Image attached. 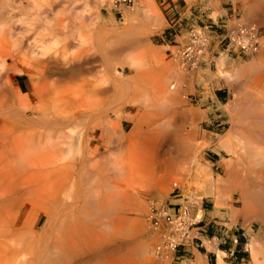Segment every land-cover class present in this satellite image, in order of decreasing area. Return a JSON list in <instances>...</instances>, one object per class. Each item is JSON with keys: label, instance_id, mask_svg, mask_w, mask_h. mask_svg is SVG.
<instances>
[{"label": "rangeland", "instance_id": "374dc122", "mask_svg": "<svg viewBox=\"0 0 264 264\" xmlns=\"http://www.w3.org/2000/svg\"><path fill=\"white\" fill-rule=\"evenodd\" d=\"M2 1L4 2L6 0ZM7 1L9 5L5 6L6 8L3 7L2 9V7H0V9H2L0 10V26L3 27L4 25L5 28L3 27V29L5 30L7 28H9V30L13 29V32H11L13 34L9 35L18 37L23 41V50L24 48H27V51L26 49L24 50V52H26L27 54L31 55L32 52L33 54H35L39 52V50H41V47L45 45V43L47 45V58L45 56V59H48L47 61L44 60V57L40 61L39 57L41 56L38 57L37 55H32L33 57L37 56L38 58H33L32 61H37L33 62L35 63L34 65H32L33 63H31V66L34 67V69H37V73L32 68L31 70L29 69L30 63L28 64V62L31 61L32 58L29 59L27 64H24V66L20 63L12 67L14 71L16 70L14 69V67H17V69H21L23 67L22 71L24 70V73L22 71H18V73L20 72L19 74H12L14 71H11V68L9 70L12 73H10V71H6L10 74L6 72L4 73L6 74L4 77L6 79L3 80H6L8 81V83H10L17 97H21V99L23 100L27 98L25 101H28L31 106H36L37 103L43 104L44 102L41 103L40 101H46L43 105H46V103H48V112L51 113L52 111L57 112L63 110L62 108H64V98L67 95V92H65L63 87L60 86L61 84L58 83L57 79H59V74L61 73H64L61 74V76L64 75V77L69 75L70 68H72L71 66H73L74 60L76 61L75 63H77L78 61L84 62V54L86 48H94L95 53L93 52V58L90 57V60H85H92L90 62L92 70L88 72L90 73V76L87 75V72H85L87 79L86 77L84 79H81L83 76H85L84 74L77 78V80L80 82L76 80L75 83L78 82L79 85L83 82V84H86L87 82L94 80V76H92L94 73L95 77L97 75V79L102 78V75L107 73V71L109 69H112L114 66L115 68L121 69V72L125 78L133 76L134 73L123 62L124 56L127 54L132 53L131 55L134 58L137 54L138 56L140 54L139 57L136 56V59H143L142 62L146 65L143 70L144 72L141 75L142 77L140 76L139 79H137L135 82H132L133 84L130 83L131 87H129L130 90L128 93V99L126 103L127 105H121V102H116L113 109L109 110L110 112L107 118L109 124L108 122L107 124H101L99 126V130L95 133L98 136L95 139H91L93 146L97 148V154L95 155L94 161H96L98 164L95 174L96 176L92 179L93 182L96 180H101L103 182H105L106 180L111 181L112 179L116 180V178L117 180H119L118 175L115 176V173L113 171H109L113 165L112 162L118 158L119 161H121L119 162V164L121 163L120 165L125 168V172L122 173L124 179L122 180V183L124 185L123 189L121 191H116L113 188H109L104 191L102 190V194L100 195L101 200L99 198L96 199V201L95 199L89 200L88 205H86L87 207L84 206L85 208H88V206H91L93 208H89L90 214L92 210L91 215H93V217H91V219L89 220L82 218L84 212L82 211L83 207L80 203L74 205L73 207L75 210H77V208L79 207L77 212H73L72 208L69 212H67L65 216V218L67 219L64 218L62 225L63 227L58 230L60 228L58 227V223L55 226L56 231H59V234H61L62 241L60 242L64 246L63 251L62 253H59V240L51 237V263L56 262L57 257L59 256L64 258V260L69 263H76L80 236H78L75 231L77 230L76 225L80 221L78 219L82 218L83 220L81 219V222H85L86 220V222L89 224H92V222L93 224H99V222H101L95 230L96 240L108 241V243L110 242L109 244L113 243L112 245H119L121 242H125L129 246L128 249L131 247H133L131 249H134V246L136 247L137 245H140L139 247H136L137 249L135 248L134 250H128L127 255L129 256H139L141 259L147 258L148 256L140 254L141 251L147 248V250L143 251V253H147L148 250L149 251L147 255L155 252L157 254V256H155V261L161 260V258L158 256L159 254L160 256H167L169 259V264H195L197 260L195 261L191 258V241H189V243H187V246L185 247L188 253H186L183 258L177 256V253L172 254L173 252L168 249L164 252L159 251L161 249L162 241L160 239V236L152 231L147 220L148 200L153 199L157 202L176 203L178 206L186 204L188 205L191 213L197 212L198 214L202 213L201 207H206L209 209L214 208L215 210L230 209L232 218L231 223H228L227 227L229 229H233L236 226L240 225L246 230L248 234V252L243 255L245 259L242 263L239 261L230 263L229 257H225L224 263L253 264L249 251L251 245L250 242H252L253 240H258L262 243V248H264V221L262 222L260 219L256 218V216L253 215L245 217L241 213H239V211L242 209L241 199L239 198L237 192H234L232 194L228 193L226 179L229 176L228 171H230L231 169L235 172L234 175L237 174V177L232 175V179L235 178V180L241 176L239 175L242 172L240 170L244 169L242 173H244L246 168L256 171L255 173L251 170L252 174H250V176L254 179V181L253 179L252 181L249 179L248 182L250 181V184H252L251 182H253L252 191L257 194H255V196L263 198L264 180L261 179L264 178V176H262L264 166H262L263 168L260 167V169L258 170V167L260 165L256 166V162L254 161V159H244L246 156L244 155L243 157V155L240 153L236 155L237 157L232 156L231 154L227 153L226 150L220 148L219 143L222 140L221 137H224L231 130V123L229 121L228 114L229 103L236 100L238 109L240 111L239 118L240 120H242V123L238 124V126H241H237V129L243 134L244 137H246L249 142L250 148L252 147V150L254 148L256 153L261 152V157H264V90L262 91L260 89L261 87H264V77L262 79V82L258 86L253 87L254 85H257L252 80V78H254L255 76L253 73L255 72L246 73L247 71L243 70L245 73L243 71L241 72L243 73L242 78L240 73L239 75H236L237 77L230 80L217 74L216 60L218 57L215 58V60L212 62V65H210L208 63L209 57L205 54L203 56V64L206 65V68H202V64H200L197 68L190 69L186 64L183 63V60L180 56L181 48H170V53L165 52L163 50L164 47L161 45L162 42L158 39V36L162 33L167 24V14L166 10L164 9L165 5L161 4V0H151L153 6L156 8L158 14H160V17L163 20V23L159 26L160 28H157L152 32L149 28V31L147 30V25L151 23L150 18L146 19L145 21L143 20L144 17L142 12L134 13L132 11L137 3L129 7H122L120 11H117L114 7L115 0ZM10 2H12L13 4L11 5ZM6 3L7 2H4V4L1 6L6 5ZM175 5L177 6V8H187L191 5H196L199 7V9L203 10V21L213 23L211 24L213 27H209L210 30L208 32L210 33L211 40L214 41H217V39H215L217 37L215 34L216 32L214 26H219L222 23H226L228 26L249 23L257 24V26L259 27V37L261 42L259 51L256 54H235L229 55V58L226 57L225 65L223 66V72L225 76L234 75L235 70H237L238 68L241 69L242 65L251 64L252 61L259 62V57L264 50V23H259L257 19V21H255V19H253L254 21L252 19L248 20L247 17L243 16L241 7L235 8L230 0H216V4L215 0H175ZM246 5L251 4L248 3ZM139 6L141 10L144 8L143 4H139ZM7 7L9 9H7ZM140 14H142V16ZM218 14L219 18H217ZM9 30L7 29V33H10L8 32ZM218 31L220 30H217V32ZM80 34L83 38L85 37V39L88 38L89 35V38L87 40L90 39L88 42H92L83 46L78 45L77 38L81 36ZM27 38H29L30 40L27 41ZM93 40H96L98 42H94ZM38 42L42 43L40 44L42 46H38ZM213 43H211V48H214ZM26 44L27 47L25 46ZM74 54L75 57H72L73 59L70 58ZM51 55L53 56L51 57ZM141 55L143 58H140ZM48 56L50 58H48ZM77 57H81L80 60H76L75 58ZM53 58L56 59L55 61H60L62 64H58V62L54 63ZM42 61H44V63ZM45 61L46 64H48L46 68L45 66L42 68L41 64L43 63V66L45 64ZM7 62L10 61L7 60ZM66 62H68V64L64 66ZM38 64L39 66H37ZM62 65L64 67H70H66L65 69H63ZM25 66L29 67L26 68ZM48 66H50V68ZM58 66H60L61 68ZM24 68L26 70H30L29 73L28 71L26 72ZM44 68L45 73L47 70V77L44 73L42 74V72H44ZM52 68L53 70H51ZM55 68L57 70L59 68L58 73ZM93 69L95 71L93 72V74H91ZM16 72L17 71H15L14 73ZM203 73L207 76V81H204L203 92H200L201 95H199L200 93H197L195 91V86L197 84H200ZM27 74H31L33 76H35L34 74L38 76L41 74L40 77H35V79H41L40 81L37 80L34 84V77H30L29 75L28 79ZM50 74H52V78L57 75L58 78H55V80L57 81L55 83H57L58 86H56L57 84H55V86L61 87L57 91L56 89L58 88L55 89V95L53 94L52 90V88H55L54 84L52 88H50L52 85L48 86L49 88L47 87V85H50L48 84L49 82H51V84L53 82L52 79L50 81V77L48 76ZM244 74L246 75V77H244ZM260 75L261 73H259V76ZM30 78H32V80ZM46 78L49 79H47L48 82H46ZM174 80L178 82L177 88L171 89L170 91H174L176 89L178 91L176 94L178 97L175 95V102L173 106L171 105L170 107L157 108V106L153 104H155L157 98L161 96L162 91L160 90L162 89V87L164 89L165 86H168L169 84L174 85ZM29 81L33 82L30 83ZM43 83L45 84L44 88H48L47 90L45 89L46 93L43 94L44 97L42 95L44 91L40 89H44L43 87H41ZM36 84L37 87L32 88L33 85L36 86ZM76 85L78 84L76 83ZM216 87L221 88L220 91H215L218 99H216L214 95V89ZM255 88L257 89L255 90ZM17 90L19 92H17ZM32 90L34 91L32 92ZM24 93L26 96L23 95ZM35 93L38 94V96H36ZM140 93L144 94L145 103L144 105L139 104L138 106H134L132 104V101L133 99L139 100L141 96ZM45 96L47 98H45ZM202 96L203 99L200 100ZM56 97L60 102L54 100V98ZM37 99H39L40 101ZM212 99L214 100V103L207 112V110L203 109L207 105L204 104L203 101ZM219 102L221 103V106L219 105ZM215 108H219L222 111V120L226 122V126L224 127L223 131L218 129L216 124L213 122L211 114ZM171 112H173V114ZM30 114V116L34 117V119L37 117V113L35 111L31 112ZM65 114H68V111ZM169 119L172 121H170ZM167 122H169L168 125H166L167 127H173V129H181V131H187V133L191 134L189 135L190 142H192V148L190 152L195 159L192 163L189 164L190 169L189 173L187 174L188 180L184 178L182 172L177 173V175L175 174V177H173V175H170V178L168 179L169 174L167 177L164 173H161L159 171V161L156 159V153L153 146L161 142V139L160 137L157 138L156 135L154 136L153 133L154 130L160 129L159 127H163V125ZM51 123L52 124L50 125L52 126H58L53 122ZM106 126L109 128H105L106 131L104 128H101ZM63 127H68L65 130V133H67L68 135L69 133H74V131L72 130V126H70L71 129L69 126ZM132 128H135L136 132L132 133ZM133 134L135 135L133 136ZM131 136L133 137L131 138ZM76 140L77 142L75 141L73 150L74 152H77L78 155L79 150L77 146L79 145V140ZM64 142V149L66 148L64 151L65 159L67 156L71 157L72 150L70 151L67 149L70 140H64ZM119 146L121 147L119 148ZM117 150L118 152H116ZM77 155L75 156L79 157ZM68 159L69 158L67 157V160ZM230 160H232L231 162H233V164L230 162ZM241 160L243 161L242 163ZM54 161H56V159H49L48 164L49 162L52 163ZM64 161H66V159ZM82 164L83 163H79V169L85 168L84 164V168L81 166ZM54 165L55 164H52L51 167ZM232 167H237L240 173H237V168L236 170H234L235 168L233 169ZM258 171L259 173L261 171L259 176L253 175V173L257 174ZM208 176L213 180L214 183L213 188L211 187V192H209V186L206 183V178ZM82 178L83 180H85L86 176L83 175ZM175 180L179 185L176 190H173L172 183ZM91 188L94 190L93 187ZM66 190L67 186L65 187V191L62 194H64ZM259 190L261 191V193ZM261 195L262 197H260ZM97 201L100 202L98 203ZM106 202H108V204ZM93 204H95V206ZM96 208L98 209L96 210ZM239 208L241 209L239 210ZM94 209L96 211L99 210V214H97V212L94 213ZM215 213L216 212H214V214ZM259 216L262 217L261 214ZM59 234L57 235L59 236ZM214 242L216 241L214 240ZM214 242L205 245L209 249H215L217 251V257V254L220 251L215 248ZM146 245L149 246V249L148 247H146ZM70 246H73L72 250ZM129 251L130 254H128ZM116 258L119 259V257ZM201 258L205 264H214V262L216 263V258H212L211 254H203ZM119 260L120 261L118 262L117 259L109 258L105 261V264H117V262L119 264H125L122 259ZM127 264H130V262Z\"/></svg>", "mask_w": 264, "mask_h": 264}, {"label": "bare ground", "instance_id": "6f19581e", "mask_svg": "<svg viewBox=\"0 0 264 264\" xmlns=\"http://www.w3.org/2000/svg\"><path fill=\"white\" fill-rule=\"evenodd\" d=\"M1 1H0V7H2V9L3 7L6 8L5 6L9 5L8 1L6 0L4 1L7 2L6 5L1 6L4 4V2ZM230 2L234 5L235 8L241 7L243 16L247 17L248 20L255 19V21L258 20L259 23L262 24L264 23V0H230ZM10 3L11 5L13 4L12 2ZM136 3L137 4L135 5L132 11L134 13L142 12L143 17L145 18V19L143 18V20L145 21L146 19L150 18L151 23L147 25V30L149 28L150 31L152 32L153 30L155 31V29L160 28L159 26L163 23V20L160 17V14H158L156 8L153 6L152 1L138 0ZM248 3L251 5H246ZM139 4L144 5L143 6L144 8L142 10L141 8H139L140 7ZM215 4H216V0H215ZM7 9L9 8L7 7ZM142 14L140 15L142 16ZM3 27L0 26V264H74L67 262L66 260H64V258L60 256L57 257L56 262L51 263V253H50L51 237H54L57 240H59V246H58L59 253H62L64 246L60 242L62 241L61 234H59V231H56L55 226L58 223V227H60L58 230H60L63 227L62 226L63 220L67 212H69L71 208L73 209L72 210L73 212H77L79 207L77 208V210H75L73 207L74 205L80 203L82 204L83 207L82 211L84 212L82 218L89 220L91 219V217H93V215H91L92 210L90 214V209H89L91 206L90 207L88 206V208L84 207L88 205L89 200L95 199L96 201V199L98 198L100 199L102 190L104 191L109 188L110 189L113 188L116 191H121L123 189L124 185L122 183V180L124 179L122 173L125 172V168H123V166L120 165L121 163L119 164V162L121 161H119L118 158H117L118 160L116 159L117 161L115 160L112 162L113 165L111 164L112 167L109 171H113L115 173V176L118 175L119 180H117L116 178V180L112 179L111 181L106 180L105 182H103L101 180L98 181L96 180L93 182L92 179L93 177L96 176L95 174L98 164L96 161H94L95 155L97 154V148L93 146L91 139L92 138L95 139L98 136L95 133L99 130L100 128L99 126L101 124L103 123L107 124L108 122L107 118L110 112L109 110L113 109L114 104L116 102L117 103L121 102V105H125L127 103L128 93L130 90L129 87H131L130 83L135 82L137 79H139V77L143 74L144 72L143 70L146 67V65L142 62L143 59H139V58L136 59V56H138V54L136 56L133 54L135 58L131 55L132 53L127 54L124 56L123 62L134 73L133 76L125 78L121 72V69L115 68L114 66L112 69H109L107 73L104 72L105 74L102 75V78L97 79L98 78L97 75L96 78L94 75L95 73L93 74V72L95 71L93 69L91 74H93L92 76H94V80L87 82L86 84H83L84 83L83 82L79 85L78 82L80 81H78L77 78L83 74L85 75V72L88 73L90 72V70H92L91 69L92 67L90 65L91 64L90 62L92 60L91 61H85V60H90V57L93 58L94 48L92 47L89 49L86 48L84 54V59H85L84 62L78 61L77 63H75L76 61L74 60L73 62L74 64L73 66H71L72 68H70L69 75L65 74L67 76L64 77V75L61 76V74L64 73L59 74L61 78L59 77L57 81L58 83L61 84L59 85L63 87L65 92H67V95L64 98V108H62L63 110L57 112L51 110L52 112L50 113L48 112L49 108L47 109L48 103H46V105H43L46 101H40L39 99H37L41 103L43 102L44 103L43 104L37 103L36 106H31L28 103V101H25L27 98L23 100L21 99V97H17L10 83H8V81L6 80H5L6 82L3 80L6 79L4 78L6 75L4 73L6 71L9 72L10 68L12 71L13 70L12 67L16 64L21 63L24 66V64H27L29 59L32 58L31 59L32 61L33 58H37V56L42 57V58L39 57L40 61L41 59H43V57L44 60L47 61L48 59H45V56L47 58L46 53L48 51L46 43L43 46L40 45L42 44L40 43L42 41L41 40L40 42H38L39 43L38 46H42L41 50L37 49L39 50V52L35 54H33V52L31 53V55L27 54L26 52H24V50L26 49L27 51L28 49L24 48L23 50V46H22L23 41L18 37L9 35V34H13L11 33L13 32V29L10 28L12 30L11 31L9 30V28H7L9 30L8 32H10L7 33V29L5 30L3 29ZM88 38L85 39V37L83 38L81 35L79 38H77L78 45L83 46L85 44L91 43L92 41L88 42L90 40V39L87 40ZM28 40L30 39L27 38V41ZM93 41L98 42L96 40ZM213 42L215 41L212 40L211 43ZM260 43H261L260 37H258L257 47L245 55L256 54L260 49ZM213 45L214 47L216 46L215 43H213ZM25 46L27 47V44ZM32 55L34 56L37 55V56L33 57ZM142 55L140 58H143ZM206 55L212 58L213 61L215 60V58L218 57L216 60L217 61L216 72L217 74L223 76L224 78L230 80L232 78L237 77L236 75L237 74L239 75L243 70H246L247 71L246 73L255 72L253 73L255 76L254 78H252V80L257 85H254L253 87L258 86L262 82V79L264 77V50L259 57V62L256 59L257 62L252 61L251 64L242 65L241 69L238 68L237 70H235L234 75H226V76L224 75L223 72V66L225 65L226 57L229 58V55L226 54L225 52H221L219 53V55L214 57L211 56L210 52ZM49 56L48 58H50ZM52 56L53 55H51V57ZM72 57H75V54L70 58ZM80 58L81 57L79 58L77 57L75 59L80 60ZM7 60H9L10 62H7ZM55 60L56 59H54V63L55 62L57 63L58 61ZM31 61L28 62V64L30 63L29 64L30 67L29 66H25V67L26 68L29 67L30 70L32 68L33 70L36 71L37 69H34V67L31 66V63L37 61L36 60L32 62ZM42 62L44 63V61ZM59 63L62 64L60 61L58 62V64ZM34 64L35 63H33L32 65ZM42 64L41 67L43 68L45 66L46 68L48 63L46 65L44 64L43 66ZM66 64H68V62H66L64 66ZM37 66H39V64ZM64 66L63 69L67 67ZM48 67L50 68V66ZM69 67L70 66H68L67 68ZM22 68L21 69L18 68L20 69L18 70L17 67L16 68L14 67V69H16L15 71L17 72L14 73L15 71L13 70L14 72L12 73L10 71V73L19 74L22 71ZM45 68L42 74L44 73L46 76L47 70L45 73ZM30 70H26V72L28 71L29 73ZM51 70H53V68ZM18 71L20 72L18 73ZM22 72L24 73L25 71L23 70ZM259 73H261L260 76ZM29 75L30 77L33 76L31 74ZM29 75H28V79H29ZM34 75L35 76L33 77L35 79V77L38 75L36 74ZM40 75L38 77H40ZM51 75L52 74L48 76L50 77V81L52 79L53 82L52 84L51 82H49L48 84L50 85H47V87L52 85L50 88L53 87V84L54 86L55 84H57L55 83L57 82L55 78H58L57 75L56 76L53 75L55 76L54 78H52ZM87 75L90 76V73H88ZM240 75L242 78L243 73H241ZM85 77L86 75L83 76L81 79H84ZM244 77H246V75ZM30 79L32 80V78ZM40 79L41 78L35 79L34 84L37 80L40 81ZM47 79L48 78H46V82H48ZM76 80L78 81L76 82L78 85H76L75 83ZM177 83L178 82L175 81L174 85L169 84L168 86H165L164 89L162 87V89L160 90L162 91L161 96L157 98L156 103L153 105H156L157 108L170 107L171 105L173 106L175 102L174 101L175 95L177 94L178 91L176 89L174 91H170V90L177 88L178 85ZM45 84L43 83L44 86L42 85L41 87L44 88ZM56 86H58V84ZM56 86L55 88H52L54 95H55L54 93L55 89L58 88L56 89L57 91L61 88L60 86L59 87ZM34 87H37V84L36 86L33 85L32 88ZM48 88H44V89L40 88L41 90L44 91L42 95L46 93L45 91ZM256 89L257 88H255V90ZM260 89L263 91L264 87L263 88L261 87ZM33 91L34 90H32V92ZM17 92L19 91L17 90ZM23 95H25V93ZM140 95L141 96L139 100L133 99L132 104L134 106H138L139 104L144 105L145 103L144 94L140 93ZM36 96H38V94H36ZM45 98L47 97L45 96ZM54 100L59 101L57 97L54 98ZM219 105L221 106L220 102ZM65 110L68 111V114H65L67 113V111ZM34 111L37 113V117L35 119L34 117L30 116L31 115L30 113ZM171 113L173 114V112ZM228 114H229V121L231 123V130L224 137H221L222 140L219 143V147L226 150L227 153L231 154L232 156H236L238 155V153H240L243 155V157L244 155L246 156L244 159L246 158L252 160L254 159V161L256 162L255 163L256 166L260 165L258 167L259 170L260 167L264 166V157L263 158L261 157L262 155H260L261 154L260 151H259L260 153H256L254 148L253 150L252 147L250 148L249 142L246 139V137H244L243 134L237 129L238 124H241L242 120H240L239 118L240 111L238 109L236 100L229 103ZM51 122L57 124L58 126L50 125L52 124ZM168 123L169 122L165 123L164 125L161 124L163 125V127L162 126L159 127L160 129L154 130L153 133L154 136L156 135L157 138L160 137L161 139V142L158 141L159 143L153 146L154 151L156 153V159L159 161V171L161 173H164L167 177L169 174L168 179L170 178V175H173V177H175V174L177 175V173L182 172L184 178L187 179V174L189 173V169H190L189 164L192 163L195 159L194 156H192V153L190 152L192 148V142H190L189 135L191 134L187 133V131H181V129H173V127H167L166 125H168ZM63 126H69V127L72 126V130L74 131V133L72 134L69 133L68 135L67 133H65V130L68 127H63ZM101 128L109 129L107 126ZM135 130H136L135 128H132L131 129L132 133L136 132ZM134 135L135 134H133V136ZM133 136H131V138ZM68 139L70 140V142L67 149L70 151L72 150L71 151L72 153H71V157L67 156L66 154V156L69 159L67 160L66 157L65 158L66 161H64L65 160L64 151L66 149V148L64 149V145H65L64 140L66 141ZM76 139L79 140V145L77 146L79 150L78 155L77 152H74L73 150L75 146V141L77 142ZM120 147L121 146H119V148ZM116 152H118V150ZM75 155L79 157H76ZM49 159H53V160L56 159V161L52 163L49 162L48 164ZM231 161L232 160H230V162ZM242 162L243 161L241 160V163ZM50 163L51 165L52 164L55 165L51 167ZM79 163H83L85 165V168L83 167L84 165L82 164L81 166L84 169H79ZM231 163L233 164V162ZM234 168L233 169L236 170L237 167ZM243 170L240 171L243 172ZM251 170L246 168L244 173L241 172V174H239L240 173L239 170L238 172L236 171L239 175H241L236 180L235 178L232 179L233 177L232 175H234L235 172L232 169L228 171L229 176L226 179L227 190L229 194H232L234 192L238 193L242 203L241 206L242 209L241 210L239 209L240 210L239 213H241L245 217L248 215L256 216V218L260 219L263 222L264 197L259 198L255 196L256 193L252 191L253 182H251L252 184H250V181L248 182L249 179L251 181L253 179L250 176V174H252ZM252 172L256 173V171L254 170H252ZM258 173L257 174L253 173V175L259 176L261 171L259 174ZM83 175L86 176L85 180H83L82 178ZM234 176L237 177V174ZM262 176H264V171H262ZM261 180H264V178H262ZM175 182L177 183V185H179L176 180ZM206 183L209 186V190H210L209 192H211L212 190L211 187L213 188L214 183L209 176L206 178ZM66 186H67V190L64 194H62L65 191ZM91 187H93L95 191ZM262 195L260 197H262ZM97 202L99 203L100 201ZM106 203L108 204V202ZM93 205L95 206V204ZM97 209L98 208H96V210ZM96 210L94 213L97 212V214H99L98 212L99 210L98 211ZM260 214L262 215V217L259 216ZM81 219H78L80 221L76 225L77 230L75 231L77 235L80 236L78 255L75 264H105V261L109 258L117 259L118 262L120 261L119 259H122V261L125 262V264L129 262L130 264H169V259L167 256H160L158 254L161 260L160 261L157 260L158 261L157 262L155 261V256H157L155 252L147 255L149 251L148 250L147 253H143V251H146L147 248L141 251L140 254H143L144 256H148L150 258L147 257L141 259L139 256L127 255V251L133 247L128 249L129 246L125 242H121L119 245H112L113 243L109 244L110 242L108 243V241L96 240L95 230L96 227L99 226L101 222H99V224L98 223L93 224V222L92 224H89L86 222V220L85 222L84 221L81 222ZM195 232L196 229H193L191 232V236L194 235ZM57 234H59V236ZM214 240L215 239L203 240V242H207V241L214 242ZM256 241L257 240H253L249 248L251 254V261H253L252 262L253 264H264V248H262L261 246L262 244L259 245V243L261 242L258 243ZM70 247L72 250L73 246ZM136 247L134 246V249ZM146 247H148L149 249V246L146 245ZM170 251L173 252L172 254H175L174 251L172 250ZM128 254H130V251ZM223 254L224 252L221 251L218 252L216 257V264H225L223 261ZM116 257H119V259ZM118 262L117 264H119Z\"/></svg>", "mask_w": 264, "mask_h": 264}, {"label": "built area", "instance_id": "2783aa9c", "mask_svg": "<svg viewBox=\"0 0 264 264\" xmlns=\"http://www.w3.org/2000/svg\"><path fill=\"white\" fill-rule=\"evenodd\" d=\"M137 1L115 0L114 7L120 11L122 7L132 6ZM161 4L165 5L167 24L158 39L170 45L177 41L178 36L186 34V42L181 48L180 56L183 63L190 69L203 64V56L209 52L212 57L221 52L228 55H245L257 47L259 27L256 23L237 24L235 26L222 23L219 26H214L217 41H215L216 46L211 48L212 40L208 31L210 30L209 27H213L211 25L213 23L203 21V10L196 5L177 8L175 0H161ZM217 30L220 31L217 32ZM212 62L213 60L209 57L208 63L212 65ZM211 116L217 128L223 131L226 122L222 120V111L215 108ZM172 186L173 190L178 188L175 181H173ZM203 209L204 207H201V214L191 213L186 204L178 206L176 203L148 200L147 220L149 226L162 239L159 251L172 250L177 253V256L183 258L188 253L185 248L187 243L191 241L193 244L195 234L191 236L192 230L199 226H205L209 236L206 240L218 239V244L226 245L230 255H234L236 252L245 255L248 252L246 230L238 225L233 229L228 228L226 234L217 236L219 227L225 228L226 225L219 224L213 219L205 223ZM196 231L202 232L199 229ZM199 244L202 242L200 241Z\"/></svg>", "mask_w": 264, "mask_h": 264}, {"label": "crops", "instance_id": "0c3cea01", "mask_svg": "<svg viewBox=\"0 0 264 264\" xmlns=\"http://www.w3.org/2000/svg\"><path fill=\"white\" fill-rule=\"evenodd\" d=\"M222 14V13H221ZM217 18H219V14L217 15ZM180 39V40H178ZM178 41H176L174 44H165V43H161V45L164 47L163 50L165 52H168L170 53V48H182V46L184 45V43L186 42V34H181L180 36H178L177 38ZM202 68H206V65L205 64H202L201 65ZM202 80L200 81V84H197L195 86V91L197 93H200V92H203V87H204V81H207V76L203 73L202 74ZM197 78V77H196ZM199 79V77H198ZM199 81V80H197ZM208 83V82H207ZM220 87H216L214 89V95H215V98L218 99L215 91H220ZM218 93H221V92H218ZM201 95V93L199 94ZM203 99V96L200 98V100ZM204 104H207L205 106V108H203L204 110H207V112L209 111L208 109L212 106V104L214 103V100H204L203 101ZM210 104V105H209ZM242 206V205H241ZM242 208V207H241ZM239 208V209H241ZM236 209V208H234ZM214 212H216L214 214ZM203 214H204V222L206 223L208 220L210 219H213L215 220L216 222H218L219 224H225V228H222V226L219 227V231H218V235H223V234H226V230L228 229L227 227V224L228 223H231V218H232V213L230 211V209H214V208H204L203 209ZM249 216V215H248ZM246 216V217H248ZM252 216V215H251ZM251 218V217H250ZM194 229H199V230H202V232H198L196 231L195 232V235H194V239H193V244H192V247H191V258L193 260H197L195 263L197 264H205L204 261L202 260V255L205 254V255H210L212 256V258H216V250L215 249H209L206 247L205 244H210L211 242L210 241H207V242H203V240H205L206 238H208V233L206 232V227L205 226H199V227H196ZM217 236H215L216 238H218ZM199 241H202V244H199ZM256 242H260V241H256ZM219 240L216 239V242H215V248L221 252H224V255H223V261L225 262V257H229L230 258V263H233L234 261L236 262H243L245 257L243 256L242 253L240 252H236L234 255H230V253H228L227 251V246L226 245H219ZM251 243V242H250ZM195 244V245H194ZM262 244V243H259V245ZM215 261V260H214ZM214 264H216L214 262Z\"/></svg>", "mask_w": 264, "mask_h": 264}]
</instances>
